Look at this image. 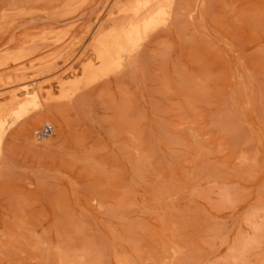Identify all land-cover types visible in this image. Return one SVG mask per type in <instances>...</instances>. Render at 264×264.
Here are the masks:
<instances>
[{"label": "rangeland", "instance_id": "374dc122", "mask_svg": "<svg viewBox=\"0 0 264 264\" xmlns=\"http://www.w3.org/2000/svg\"><path fill=\"white\" fill-rule=\"evenodd\" d=\"M0 264H264V0H0Z\"/></svg>", "mask_w": 264, "mask_h": 264}, {"label": "built area", "instance_id": "2783aa9c", "mask_svg": "<svg viewBox=\"0 0 264 264\" xmlns=\"http://www.w3.org/2000/svg\"><path fill=\"white\" fill-rule=\"evenodd\" d=\"M52 132V127L50 125H45L44 127H42L40 130L35 132V135L37 138H42L45 136H48L49 134H51Z\"/></svg>", "mask_w": 264, "mask_h": 264}]
</instances>
